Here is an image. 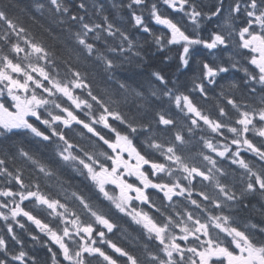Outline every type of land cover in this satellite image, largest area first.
Listing matches in <instances>:
<instances>
[{
    "label": "snow or ice",
    "instance_id": "1",
    "mask_svg": "<svg viewBox=\"0 0 264 264\" xmlns=\"http://www.w3.org/2000/svg\"><path fill=\"white\" fill-rule=\"evenodd\" d=\"M0 221V264H264V0L0 7Z\"/></svg>",
    "mask_w": 264,
    "mask_h": 264
},
{
    "label": "trees",
    "instance_id": "2",
    "mask_svg": "<svg viewBox=\"0 0 264 264\" xmlns=\"http://www.w3.org/2000/svg\"><path fill=\"white\" fill-rule=\"evenodd\" d=\"M30 2H31V0H0V7H3L5 4H7V5L18 4L19 8H24ZM110 2H111V0H109V4H110ZM8 10L11 12H17V13L19 12V9H14L11 7ZM161 11L168 14L170 10L165 9L163 7V5H161ZM144 14L146 17L148 16L147 11H145ZM123 17H124L123 23H124L125 27H127L129 29V31L135 37H137L138 39L141 40V42H143V39L145 38V34L137 32L135 29L132 28L131 24L128 22V16H127L126 12L123 14ZM24 19H25V22L27 24L32 23L27 17H24ZM117 19H119V17H117ZM151 26L154 28V30H157V31L161 30L160 26H156V25H151ZM33 30L38 32L39 31L38 26L34 27ZM205 32H206V28H205ZM49 43H53V41L49 40ZM145 49L149 52V55L146 57V59L149 62L150 67H152V68H156V67L165 68L166 71L169 70L170 68H173V61H165V62L161 63V57L163 54L153 55V53H155L154 46L150 47L149 45H145ZM168 55H174V53H169ZM191 75H192V73H187L186 77H190ZM240 76H242V73H229L228 76L225 77L224 80L220 81V83L225 84L228 79L233 78V77L238 79ZM186 77H181V80L182 81L185 80ZM134 79H139V77H134ZM217 91H219V89H217ZM72 175L73 174L66 173L64 175V179L69 180L73 184H75V183H77V181L72 179ZM241 216L243 218H248L249 216H251L252 222H259L261 220V217L255 213L244 212V213H241ZM119 224L121 226V230L116 232V234L112 238L118 243H127V237L129 234L136 235V233L133 231V229L136 226L135 225L130 226V222H128L126 220V218L119 220ZM2 225H3V222L0 221V227H2ZM32 230L34 231V229H32ZM17 231L19 232L20 230L17 229ZM20 235H21L22 239L24 240L26 250H28L31 254L37 255L42 261L47 259L46 249L42 248L39 244L33 246V242L31 241V239L28 237V235L26 233L21 232Z\"/></svg>",
    "mask_w": 264,
    "mask_h": 264
}]
</instances>
